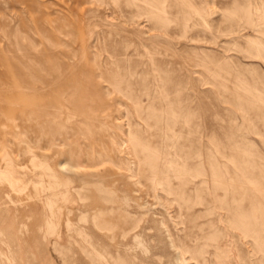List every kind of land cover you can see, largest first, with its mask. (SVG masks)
I'll return each instance as SVG.
<instances>
[{
    "label": "rangeland",
    "instance_id": "obj_1",
    "mask_svg": "<svg viewBox=\"0 0 264 264\" xmlns=\"http://www.w3.org/2000/svg\"><path fill=\"white\" fill-rule=\"evenodd\" d=\"M0 264H264V0H0Z\"/></svg>",
    "mask_w": 264,
    "mask_h": 264
},
{
    "label": "bare ground",
    "instance_id": "obj_2",
    "mask_svg": "<svg viewBox=\"0 0 264 264\" xmlns=\"http://www.w3.org/2000/svg\"><path fill=\"white\" fill-rule=\"evenodd\" d=\"M80 99H83L80 97ZM84 100V99H83ZM81 106V105H80ZM79 106V107H80ZM82 108V107H81ZM85 109H83L84 111ZM8 166V165H7ZM6 166V167H7ZM3 173H7L9 174V181L10 180H15V181H18L19 179L18 178H21L22 175H24L25 173H22L21 171L19 170H16V168H14L12 165H9V167L7 169H5V171ZM4 175V174H3ZM17 179V180H16ZM12 182V181H11Z\"/></svg>",
    "mask_w": 264,
    "mask_h": 264
}]
</instances>
